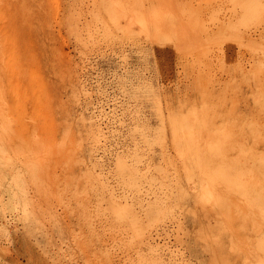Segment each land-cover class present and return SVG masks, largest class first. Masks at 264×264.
<instances>
[{
  "label": "rangeland",
  "instance_id": "rangeland-1",
  "mask_svg": "<svg viewBox=\"0 0 264 264\" xmlns=\"http://www.w3.org/2000/svg\"><path fill=\"white\" fill-rule=\"evenodd\" d=\"M0 264H264V0H0Z\"/></svg>",
  "mask_w": 264,
  "mask_h": 264
},
{
  "label": "bare ground",
  "instance_id": "bare-ground-1",
  "mask_svg": "<svg viewBox=\"0 0 264 264\" xmlns=\"http://www.w3.org/2000/svg\"><path fill=\"white\" fill-rule=\"evenodd\" d=\"M165 11V10H164ZM164 11H160V13L159 12H153V13H150L151 15H149L150 16V19H151V22H153V23H157V24H161L162 23V19H163V16L165 17V15L163 14L164 13ZM161 12H163V13H161ZM167 12V11H166ZM147 13V12H146ZM169 13V12H168ZM167 13V14H168ZM141 15V14H140ZM170 15V14H169ZM148 16V15H147ZM147 16H145V17H147ZM167 16V15H166ZM140 19V18H139ZM168 20H169V18H167ZM167 19H166V21H167ZM142 19H140L139 21H141ZM172 20H174V19H172ZM138 21V23H140ZM165 20H164V24H166V26H168V28H169V26L170 27H172L173 25H167V23L169 24V22H166ZM169 21H171V20H169ZM149 22V21H148ZM148 22H146V23H148ZM171 23H172V21H171ZM173 23H174V21H173ZM142 24V23H141ZM140 24V25H141ZM150 24V23H149ZM142 26V25H141ZM147 26V25H146ZM155 26V25H154ZM159 26V25H158ZM175 27V26H174ZM155 28H159V27H155ZM161 28V27H160ZM165 28V30H167L168 31V29H166V27H164ZM159 30V29H158ZM161 30H164L163 28L161 29ZM174 31V30H173ZM170 32V31H169ZM168 32V33H169ZM186 32V31H185ZM187 33V32H186ZM187 35V34H186Z\"/></svg>",
  "mask_w": 264,
  "mask_h": 264
}]
</instances>
